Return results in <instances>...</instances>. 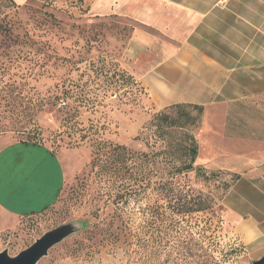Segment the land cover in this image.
<instances>
[{
  "label": "rangeland",
  "instance_id": "rangeland-1",
  "mask_svg": "<svg viewBox=\"0 0 264 264\" xmlns=\"http://www.w3.org/2000/svg\"><path fill=\"white\" fill-rule=\"evenodd\" d=\"M94 1L0 0V145L37 139L68 171L46 211L0 213V252L15 256L71 224L37 264H253L222 219L229 172L196 160L214 175L176 172L186 130L159 129L153 117L169 107L156 110L124 79L129 30L115 15L94 14ZM98 142L136 153L120 176L92 168Z\"/></svg>",
  "mask_w": 264,
  "mask_h": 264
},
{
  "label": "crops",
  "instance_id": "crops-1",
  "mask_svg": "<svg viewBox=\"0 0 264 264\" xmlns=\"http://www.w3.org/2000/svg\"><path fill=\"white\" fill-rule=\"evenodd\" d=\"M129 33L120 64L156 110L202 108L196 165L237 175L222 219L252 260L264 256V0H95ZM68 174L45 144L0 145V213L52 206Z\"/></svg>",
  "mask_w": 264,
  "mask_h": 264
},
{
  "label": "trees",
  "instance_id": "trees-1",
  "mask_svg": "<svg viewBox=\"0 0 264 264\" xmlns=\"http://www.w3.org/2000/svg\"><path fill=\"white\" fill-rule=\"evenodd\" d=\"M124 72L127 74V78H125L123 75H120V77L122 78L124 77L126 81H129L128 79H130L133 81V83H135L132 76H130L126 71ZM167 110H168V114L163 113V112H158L153 117V120L155 121L162 120L164 122L162 126H159V129L178 127L182 130H186L185 133H182V135H184L183 139L181 138L180 140V143L182 144V147H181L182 153H183L182 155H184L183 157L185 159L175 169L176 172L181 173L183 171L195 170L197 173L202 172L203 175L206 177L214 175L213 171L205 172L203 168L201 167H194V163H195L197 151H198V142L196 138V133L198 132L200 128L202 108L198 106L177 104V105L170 106ZM172 114H175V115L172 116ZM188 127L190 128L189 130L187 129ZM20 142L42 145V143L37 139L21 140ZM134 154L136 153L132 152L130 148H128L125 145H112L111 143L98 142L94 145V148H93L94 158L92 160V168L100 167L99 170L101 172H105V173L109 172L111 175L117 177L118 175L120 176L122 169L126 166L127 162H129L133 158ZM228 174L230 175L231 181L237 177V175L235 174H230V173ZM231 181H230V184H231ZM230 184H228V186L226 187L225 193L229 189ZM119 187L121 191L122 186H119ZM121 195L122 194H120V192L116 193V196H118V198H121L122 197ZM48 208L36 214H40L46 211ZM204 209L205 208L203 206L201 207L199 206L197 208H190L189 210H186L185 212L193 213L195 211H200ZM36 214H33V215H36ZM21 218H24V217H21ZM244 250L245 248L243 247L242 251Z\"/></svg>",
  "mask_w": 264,
  "mask_h": 264
},
{
  "label": "water",
  "instance_id": "water-1",
  "mask_svg": "<svg viewBox=\"0 0 264 264\" xmlns=\"http://www.w3.org/2000/svg\"><path fill=\"white\" fill-rule=\"evenodd\" d=\"M70 225L66 224L46 232L15 256H9L6 251L0 252V264H37L53 246L75 231ZM253 264H264V256L255 260Z\"/></svg>",
  "mask_w": 264,
  "mask_h": 264
}]
</instances>
